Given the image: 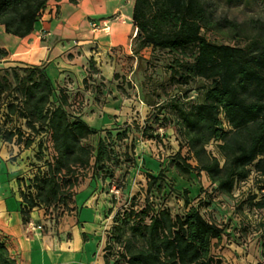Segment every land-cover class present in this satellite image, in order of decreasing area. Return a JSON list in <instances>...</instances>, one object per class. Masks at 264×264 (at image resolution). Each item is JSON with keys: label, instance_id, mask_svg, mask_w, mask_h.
<instances>
[{"label": "trees", "instance_id": "obj_1", "mask_svg": "<svg viewBox=\"0 0 264 264\" xmlns=\"http://www.w3.org/2000/svg\"><path fill=\"white\" fill-rule=\"evenodd\" d=\"M49 1L0 0V25L7 34L25 38ZM132 19L138 58L149 47L173 55L170 82L179 91L158 102L157 108L182 138L172 160L176 173L183 179L204 174L214 191L227 197L252 174L264 184V22L255 20L254 32L248 34L243 25L217 19L209 0H134ZM225 29L243 39L217 43L205 35L218 31L225 36ZM7 56L0 51V59ZM2 71L0 141L21 150L37 143L41 162L18 187L23 220L39 209L58 223L77 211L83 180L90 176L89 184H97L99 172L113 160V141L110 136L100 137L95 145L86 143L99 130L80 117L82 104L70 101L65 90L54 85L45 65ZM193 91L196 96L191 98ZM142 135L149 140L159 137L147 126ZM41 136L44 139H38ZM213 143L218 154L208 149ZM146 179L147 191L164 190L161 171ZM182 195L188 208L183 216H173L164 207L155 211V204L147 201L144 207L132 205L118 212L105 229V264H223L213 247L215 240L223 239L225 227L205 216L200 204L208 207L210 202L203 196L199 194L193 205L187 189ZM256 198H251L254 207L264 209V197ZM261 256L264 259V245ZM0 264H17L1 241Z\"/></svg>", "mask_w": 264, "mask_h": 264}, {"label": "rangeland", "instance_id": "obj_2", "mask_svg": "<svg viewBox=\"0 0 264 264\" xmlns=\"http://www.w3.org/2000/svg\"><path fill=\"white\" fill-rule=\"evenodd\" d=\"M209 3L217 19H229L243 25L248 34L254 32L251 27L255 20L264 22V0H209ZM225 30L228 32L229 29ZM205 35L217 43L236 44L243 39L230 32L224 36L218 31H209ZM4 43V37L0 35V47ZM2 50L4 49H0ZM6 58L8 57L0 59V78L3 69L24 66H8ZM172 61V54L154 51L149 47L132 66L133 72L131 65H126V76L111 79L112 76L108 77V72L105 71L106 79H100L97 62L93 58L87 69L78 72L80 84L87 89L92 87L93 91L92 95H88V101L92 103L85 107L83 118L92 128L99 130L86 143L95 145L100 137L111 136L115 154L106 169L99 172L97 184L88 185L92 182L90 176L83 180L78 188L76 201L82 208H91L90 211L96 215L97 220L88 223V226L99 232L101 225H110L118 212H123L132 205L136 208L144 207L146 201L155 204V211L164 207L173 216H183L188 208L182 193L187 189L192 204H197L199 194L203 196L210 202L208 207L200 204L205 216L225 227L223 239L220 242L215 240L213 247L215 255L223 259V264H263L261 250L264 245V209L254 207L251 198L257 195V201L264 197V190L261 189L264 184L259 182L255 174L239 182L232 196L227 197L216 193L204 174L198 176L193 173L183 179L176 173L172 160L179 150L182 138L176 126L164 120L165 112H159L157 108L158 102L165 101L167 96L179 91L178 86L170 82L169 65ZM53 67L56 69L55 65ZM52 68L47 69V72L50 73L51 80L56 81L61 74L59 69L53 71ZM65 78L66 72H62L61 81ZM85 78L87 82H84ZM110 79L111 83L107 82ZM112 84L118 86L112 87ZM196 85V82L192 83V87ZM74 87H78L77 83ZM111 87L118 93V98L113 97L109 101L108 96L112 98V92H109ZM96 88L98 91H95ZM189 95L194 98L196 93L193 91ZM101 106L105 108L102 109ZM157 115L159 122L155 121ZM145 126L151 127L159 135L158 139H145L142 135ZM119 134L126 136L118 139ZM43 137L45 136L38 139L42 140ZM216 146L217 143H213L208 149L218 154ZM37 150V143L27 150L0 144V181H9L14 187L22 186V182L28 181L41 164L36 158ZM182 152L186 154L187 148L184 147ZM191 162L195 165L194 161ZM160 171L166 184L164 190L147 191L146 176L151 172L158 175Z\"/></svg>", "mask_w": 264, "mask_h": 264}, {"label": "crops", "instance_id": "obj_3", "mask_svg": "<svg viewBox=\"0 0 264 264\" xmlns=\"http://www.w3.org/2000/svg\"><path fill=\"white\" fill-rule=\"evenodd\" d=\"M133 8L134 0H50L29 36L9 35L0 25V35L5 40L0 49L8 53L6 65H45L46 71L55 65L61 75L53 81L54 85L64 89L70 101L82 104L80 117L86 121L83 114L88 103H92L88 95L93 91L80 84L78 72L87 69L92 58L97 62L100 79H106L105 71L112 79L126 76V65L134 67L138 56L133 43L137 34ZM93 22L101 27L106 24L109 30H94ZM62 72H66L63 81ZM111 79L107 82L111 83ZM76 83L78 87H74ZM112 87L109 101L118 98ZM11 184L0 181V241L17 264H105L107 226L102 224L99 232L88 226L97 220L90 207L82 208L76 201L77 211L58 223L50 221L42 210L34 209L24 221L19 188Z\"/></svg>", "mask_w": 264, "mask_h": 264}, {"label": "built area", "instance_id": "obj_4", "mask_svg": "<svg viewBox=\"0 0 264 264\" xmlns=\"http://www.w3.org/2000/svg\"><path fill=\"white\" fill-rule=\"evenodd\" d=\"M91 26H92V28L94 29V30H98V29H102V30H104V31H108L109 30V27L106 25V24H103L102 25V27H101V25H99V24H97L96 22H93L92 24H91ZM43 35V37H45L46 36V33H43L42 34ZM41 228V227H40Z\"/></svg>", "mask_w": 264, "mask_h": 264}, {"label": "bare ground", "instance_id": "obj_5", "mask_svg": "<svg viewBox=\"0 0 264 264\" xmlns=\"http://www.w3.org/2000/svg\"><path fill=\"white\" fill-rule=\"evenodd\" d=\"M137 33V32H136Z\"/></svg>", "mask_w": 264, "mask_h": 264}]
</instances>
